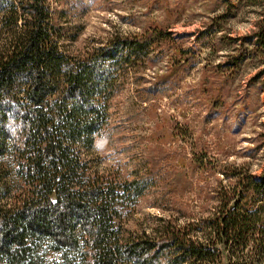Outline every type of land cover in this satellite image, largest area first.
<instances>
[{
	"label": "trees",
	"instance_id": "16d2710c",
	"mask_svg": "<svg viewBox=\"0 0 264 264\" xmlns=\"http://www.w3.org/2000/svg\"><path fill=\"white\" fill-rule=\"evenodd\" d=\"M59 2L0 0V264H264V167L222 169L232 182L199 224L122 228L118 204L140 184L86 175L79 147L102 133L115 65L168 32L115 34L69 56Z\"/></svg>",
	"mask_w": 264,
	"mask_h": 264
},
{
	"label": "rangeland",
	"instance_id": "374dc122",
	"mask_svg": "<svg viewBox=\"0 0 264 264\" xmlns=\"http://www.w3.org/2000/svg\"><path fill=\"white\" fill-rule=\"evenodd\" d=\"M262 3L57 4L63 10L67 36L62 41L69 56L86 58L115 34L168 32L115 65L102 133L90 147H79L86 175L140 184L132 205L128 199L118 204L126 231L137 235L159 219L199 224L216 203L218 186L232 182L222 169L234 165L253 175L263 170L264 51L256 52L253 35Z\"/></svg>",
	"mask_w": 264,
	"mask_h": 264
}]
</instances>
